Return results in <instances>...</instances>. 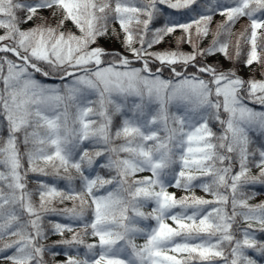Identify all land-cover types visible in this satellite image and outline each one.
Segmentation results:
<instances>
[{"label": "snow or ice", "instance_id": "snow-or-ice-1", "mask_svg": "<svg viewBox=\"0 0 264 264\" xmlns=\"http://www.w3.org/2000/svg\"><path fill=\"white\" fill-rule=\"evenodd\" d=\"M254 63L264 73V0H0V253L47 264L48 233L68 232L57 243L87 251L65 264H258L264 142L250 133L264 138V109L249 103L264 106V78L238 74ZM50 213L81 231L46 232Z\"/></svg>", "mask_w": 264, "mask_h": 264}, {"label": "trees", "instance_id": "trees-1", "mask_svg": "<svg viewBox=\"0 0 264 264\" xmlns=\"http://www.w3.org/2000/svg\"><path fill=\"white\" fill-rule=\"evenodd\" d=\"M222 20H223V17H221L220 15L217 14L216 16H214L212 28L215 29L216 24L221 22ZM244 23H245V21L242 19L241 21H239L234 26V28H233L234 35L231 37V41L233 44L236 41L237 34L242 30V25ZM116 27L118 28L119 26L116 25ZM180 35H181V33L178 31L175 34H173L169 37H166L165 42L161 45L155 46V49L156 50L167 49V48L175 49L177 47V43H176L177 37H179ZM210 39H211V36H209L207 39H205L204 44L206 45ZM106 47H109V48L115 47V48L119 49L120 45L118 43L112 44L111 42H109L108 44H106ZM241 47H242V50H247V48L249 46L247 44H245L243 41H241ZM181 49L183 51H186V52L192 51L191 46L187 45V44L182 45ZM229 51L230 52L232 51L231 47L229 48ZM242 55H243V52H242ZM213 60H214V58H209V63H212ZM220 60L223 61L225 67L229 64V62L227 60H225L223 58V56H220ZM242 66L243 65L240 66V70H241ZM248 69H249V72L245 76V79H248L250 77H254L256 79L264 78V73H262L259 65H257L256 63H254ZM162 75L165 77L169 76V72H168L167 68L164 69ZM43 79L45 81H47V78H43ZM47 82H51V81H47ZM257 109L261 110L262 106H258ZM172 111H175V109L173 108ZM250 136H251L252 140L254 141V143L250 146V148H255V147L259 146L262 142H264V138H262L261 136H258L255 132H251ZM21 151H23V147H21ZM100 159H103V158H100ZM96 171L101 176H104L105 178H108L111 175V173H109L107 169H99L98 168V169H96ZM257 171H258V169L252 168L253 174H256ZM86 174H88V173H86ZM37 175L38 174H30L29 185H28V187L30 189L34 187V183H35V180L37 178ZM72 175L75 176L76 173L73 172ZM137 175H138V177L146 176L145 173H138ZM39 178L44 179V180H51L52 179L51 177H44V176H39ZM65 183H66L65 181H59V183H57L56 186L58 188H61L65 185ZM73 183L76 187H79V183H80L79 180H75ZM168 189H170L171 192H174V193H175V191H182V194L180 196L188 194V193L184 192L182 189H177L175 187H169ZM101 191H103V190H101ZM251 192L252 193L257 192L259 195H261L263 197V199L260 202H258L257 204L264 202V185L257 184V185L251 186ZM180 196L178 195L177 197L179 198ZM55 207L58 209L65 208V207L71 208L72 202L66 201L64 204L55 203ZM153 207H154V205L148 204L143 210L145 212H151ZM86 217H91L90 211L86 212ZM167 222L169 224L172 223L171 220H169ZM55 223L72 224L74 231H81V225H82L81 221H71L66 216L59 214V213H50V214L45 216V223H44L45 231L48 232V230L51 228L52 224H55ZM146 223L149 225L155 226V221H153V220H149ZM71 235H72V233H68V232H65L63 236H61L59 234H53L50 232L48 233V238L45 241H43V243L45 244L46 249H47L45 252V255H44V259L47 262V264H65V261L67 260V256L68 255L77 256V251L79 252V255L77 256V258H84V254L87 250H86V248H84L83 245L68 247V246L57 243L58 241H60L62 239L70 238ZM256 236H257V239H264V233H261L259 231L256 232ZM13 239H15V238H13ZM84 239H85L86 243H93L95 238L90 237V236H85ZM144 242L145 241L143 238H138L136 240V243L138 245H142ZM0 243H2V242H0ZM11 252H12V250H8L9 254H11ZM53 252H55L56 254L53 255L52 254ZM169 254H171V253H169ZM249 255H252L254 258H256L258 261V264H264V257H260L258 254L254 253L252 251H249ZM0 264H10V262L4 258L3 253H0Z\"/></svg>", "mask_w": 264, "mask_h": 264}, {"label": "rangeland", "instance_id": "rangeland-1", "mask_svg": "<svg viewBox=\"0 0 264 264\" xmlns=\"http://www.w3.org/2000/svg\"><path fill=\"white\" fill-rule=\"evenodd\" d=\"M248 72H249V69L242 66L241 67V70H240V72L238 74L245 78V76L248 74ZM162 78H168V77H165V76L162 75ZM129 101L130 102H132V101H137L138 102V98H136V97H130L129 98ZM258 106H261V105H258V104L257 105H252L251 103H249V107H255L256 110H260V109H257ZM262 109H264V106H262ZM143 173H145L146 176L151 175V173H149V172H143ZM168 191L171 192L170 189H168ZM193 191H194L195 195H197V196H203L206 199H211V196L208 195V194H206V193H204L202 191V189H200V188H195ZM175 193H176V196H178V195L180 196L182 194V191H175ZM262 199H263V197L261 195H259L257 192H254V196H253L252 199L249 200V203L252 204V205H256Z\"/></svg>", "mask_w": 264, "mask_h": 264}]
</instances>
